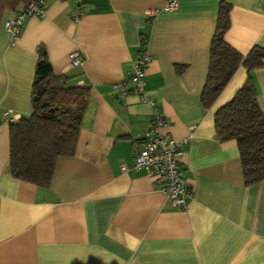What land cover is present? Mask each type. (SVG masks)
<instances>
[{
	"label": "crops",
	"instance_id": "0c3cea01",
	"mask_svg": "<svg viewBox=\"0 0 264 264\" xmlns=\"http://www.w3.org/2000/svg\"><path fill=\"white\" fill-rule=\"evenodd\" d=\"M175 1L167 11L168 0H83L75 19L76 0H46L44 16L27 18L16 39L4 28L12 12L3 19L0 113L31 115L40 45L56 75L89 93L75 153L56 160L48 187L8 173L10 124L0 125V264H264V180L244 185L236 142L219 141L214 128L246 69L211 107L200 101L220 3L231 7L224 39L245 56L264 47V0ZM141 50L151 57L145 94L164 114L163 130L187 139L181 166L194 195L184 210L134 167L150 107L112 93ZM73 51L83 59L77 68ZM252 78L264 114V68Z\"/></svg>",
	"mask_w": 264,
	"mask_h": 264
},
{
	"label": "trees",
	"instance_id": "16d2710c",
	"mask_svg": "<svg viewBox=\"0 0 264 264\" xmlns=\"http://www.w3.org/2000/svg\"><path fill=\"white\" fill-rule=\"evenodd\" d=\"M30 1L0 0V25L7 14ZM230 11L229 4L220 3L200 101L204 108L211 107L239 67L246 69L244 84L215 113L214 128L219 141L236 142L243 183L250 186L264 180V114L252 78L253 70L264 68V47L254 46L243 56L225 41ZM36 52L32 113L9 125L7 171L17 180L48 187L56 160L75 153L89 92L87 87L69 85V77L54 73L44 46ZM175 69L182 72L184 67Z\"/></svg>",
	"mask_w": 264,
	"mask_h": 264
},
{
	"label": "built area",
	"instance_id": "2783aa9c",
	"mask_svg": "<svg viewBox=\"0 0 264 264\" xmlns=\"http://www.w3.org/2000/svg\"><path fill=\"white\" fill-rule=\"evenodd\" d=\"M78 12L73 14L77 19L81 15L83 0H76ZM46 0H31L27 5L21 6L5 19L4 28L16 39L29 17H43ZM176 7L175 0H168L167 11ZM156 12H149V16H155ZM69 66L77 68L82 65L83 59L77 51L68 55ZM151 62V57L146 50H141L135 60L129 77L126 81L112 85V93H117L120 98L130 95L138 96L141 102L151 109L150 127L139 140L134 153V167L143 170L148 177L155 178L162 184L161 191L167 197L171 205L178 210H184L187 201L191 200L194 191L183 179L184 171L181 166L182 149L187 144V139L179 141L169 132L163 129L166 126L164 114L155 106L152 99L145 94L146 70ZM19 116L13 111L7 110L0 113V125L2 123L16 124Z\"/></svg>",
	"mask_w": 264,
	"mask_h": 264
}]
</instances>
